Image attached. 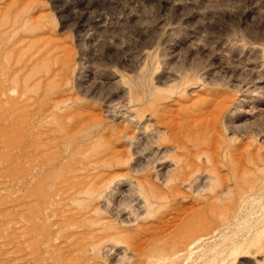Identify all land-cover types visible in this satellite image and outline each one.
Instances as JSON below:
<instances>
[{
  "label": "rangeland",
  "instance_id": "374dc122",
  "mask_svg": "<svg viewBox=\"0 0 264 264\" xmlns=\"http://www.w3.org/2000/svg\"><path fill=\"white\" fill-rule=\"evenodd\" d=\"M0 105V264H264V0H0ZM146 197L177 245L94 252Z\"/></svg>",
  "mask_w": 264,
  "mask_h": 264
},
{
  "label": "bare ground",
  "instance_id": "6f19581e",
  "mask_svg": "<svg viewBox=\"0 0 264 264\" xmlns=\"http://www.w3.org/2000/svg\"><path fill=\"white\" fill-rule=\"evenodd\" d=\"M22 81V80H21ZM143 87V86H142ZM196 90V89H195ZM194 92V91H193ZM149 105L153 107L155 105V100H149L148 101ZM160 104V103H159ZM1 108V105H0ZM225 108V105H224ZM163 115V114H162ZM148 116V115H147ZM150 117V116H149ZM155 117V116H154ZM160 117V116H159ZM164 118V117H163ZM167 119V118H166ZM147 120V119H146ZM165 120V119H163ZM156 121H160L159 118ZM166 121H161L158 123V125H170V127H175L172 126V124H169V122ZM174 121V120H173ZM176 121V119H175ZM142 122V121H141ZM153 122V123H155ZM172 123V122H171ZM174 123V122H173ZM176 123V122H175ZM157 124V123H155ZM177 124V123H176ZM6 125H11V122H7ZM144 129L146 130V123L142 124ZM141 126V125H140ZM156 126V125H155ZM156 129V127H154ZM164 129V128H163ZM154 130V129H153ZM151 130V131H153ZM160 130V129H158ZM162 130V129H161ZM160 130V131H161ZM176 130V129H175ZM178 130V129H177ZM176 130V131H177ZM141 131V130H140ZM156 130H154L155 132ZM156 133V132H155ZM165 133V132H164ZM172 133V132H171ZM143 134V133H142ZM154 134V133H152ZM173 134V133H172ZM175 134V133H174ZM177 134V133H176ZM151 135V134H150ZM178 135V134H177ZM174 136V135H173ZM180 139V138H178ZM179 142V141H178ZM182 142V141H181ZM181 142H179L181 144ZM177 143V142H176ZM177 145V144H176ZM175 149V148H174ZM173 150V148H172ZM105 151V150H104ZM109 151V150H108ZM112 151H114L112 149ZM117 151V150H116ZM119 152V151H118ZM105 153V152H104ZM123 153V152H122ZM139 153V152H138ZM143 153V152H142ZM113 155V154H112ZM118 155V154H117ZM122 155V154H121ZM108 156V155H107ZM116 156V155H115ZM23 157V156H22ZM105 157V156H104ZM103 157V158H104ZM119 158V156H116ZM24 159V158H23ZM113 159V158H112ZM149 159V158H148ZM184 159V158H183ZM92 160V159H91ZM178 160V159H177ZM181 160V159H180ZM90 164V163H89ZM94 164V163H93ZM190 164V163H189ZM196 164V163H195ZM147 165V164H146ZM145 165V166H146ZM44 167V166H43ZM195 167V166H194ZM45 168V167H44ZM160 173V172H159ZM157 174H152L150 173H144L141 178H137L136 180L128 179L126 182L133 188H135L136 191H139L141 193H144V190L147 187L151 186H156L155 182L156 180H164L166 184H169L170 182L176 181L177 183L180 184H185L188 183V185L193 182L196 184V181L201 182L200 177H202L204 174H200L198 177H195L193 172L189 171H184L179 174H174L172 173L171 176H167L163 178L162 174L160 173ZM169 173V172H168ZM130 175V174H129ZM169 175V174H168ZM208 175V174H207ZM128 178V177H127ZM208 179V177H207ZM204 180V178H203ZM118 181V180H116ZM198 182V183H199ZM114 179H110L109 181H102L99 183H92L88 193L90 194L91 197H102L104 195H107L109 191H114V185H116ZM206 183V182H205ZM119 184V183H117ZM12 185V184H11ZM117 188V187H116ZM129 188V187H128ZM132 188V189H133ZM86 190V189H85ZM84 190V191H85ZM118 190V189H117ZM134 190V189H133ZM134 192V191H133ZM72 194V193H71ZM136 194V193H135ZM78 196V195H77ZM47 197V196H46ZM142 198V197H141ZM53 199V197H52ZM47 200V199H45ZM137 200V199H136ZM143 200V207H145V211L141 214V216L136 217L133 220L128 219L127 221L122 220L121 225H130V226H135L134 232L127 230H122L120 226L116 225H109L106 222H99L94 228L93 223L98 222L99 219L97 220H91L90 221V237L92 240L90 246L92 247V250L96 253H102L104 255L112 253V248L111 246H116L114 245V242L117 241L122 242L121 245H118V249L122 250L124 260L131 261L133 260V257H143L145 252H153V253H158V252H165L169 251L168 249L170 246H175L177 245V241L173 239L172 234L174 230H172L173 224L170 221L169 217H166L167 214H159L152 216L153 213L156 212L158 206H162L158 204L157 198H149L146 197V199ZM81 202V201H80ZM83 203V202H82ZM99 203V202H98ZM100 204V203H99ZM105 204V203H104ZM87 205V204H85ZM107 205V204H106ZM119 205V204H118ZM141 206V204H140ZM118 207V206H117ZM107 208V206H106ZM139 208V207H138ZM83 209V208H82ZM136 209V208H135ZM53 210V209H52ZM120 210V209H119ZM139 211V210H138ZM141 211V209H140ZM132 212V211H131ZM134 212V211H133ZM55 213V212H54ZM122 213V211H121ZM141 213V212H140ZM50 214V213H49ZM136 216V215H135ZM140 217V218H139ZM124 219V218H123ZM55 222V221H54ZM185 231L190 230V228H185ZM129 231V232H128ZM192 231V230H191ZM163 234L162 236V242H159L156 240V236ZM72 236H75L74 233L71 234ZM110 238V239H107ZM116 242V243H117ZM115 248V247H114ZM103 256V255H102ZM133 263V262H132ZM67 264V263H66ZM145 264V263H142ZM156 264V263H155Z\"/></svg>",
  "mask_w": 264,
  "mask_h": 264
}]
</instances>
